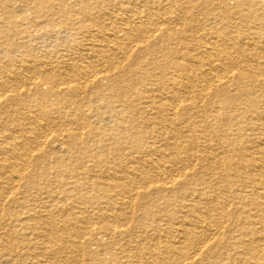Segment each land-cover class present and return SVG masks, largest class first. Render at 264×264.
Listing matches in <instances>:
<instances>
[{"label": "bare ground", "instance_id": "6f19581e", "mask_svg": "<svg viewBox=\"0 0 264 264\" xmlns=\"http://www.w3.org/2000/svg\"><path fill=\"white\" fill-rule=\"evenodd\" d=\"M0 264H264V0H0Z\"/></svg>", "mask_w": 264, "mask_h": 264}]
</instances>
